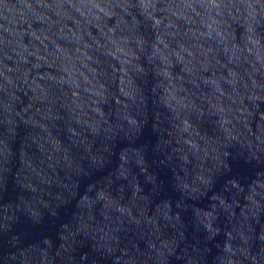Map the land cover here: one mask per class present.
I'll return each mask as SVG.
<instances>
[{
    "label": "water",
    "instance_id": "water-1",
    "mask_svg": "<svg viewBox=\"0 0 264 264\" xmlns=\"http://www.w3.org/2000/svg\"><path fill=\"white\" fill-rule=\"evenodd\" d=\"M0 264H264V0H0Z\"/></svg>",
    "mask_w": 264,
    "mask_h": 264
}]
</instances>
